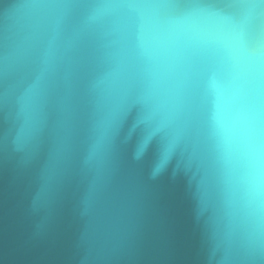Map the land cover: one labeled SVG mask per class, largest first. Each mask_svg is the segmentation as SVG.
Listing matches in <instances>:
<instances>
[{
  "label": "water",
  "instance_id": "1",
  "mask_svg": "<svg viewBox=\"0 0 264 264\" xmlns=\"http://www.w3.org/2000/svg\"><path fill=\"white\" fill-rule=\"evenodd\" d=\"M0 264H264V0H0Z\"/></svg>",
  "mask_w": 264,
  "mask_h": 264
}]
</instances>
